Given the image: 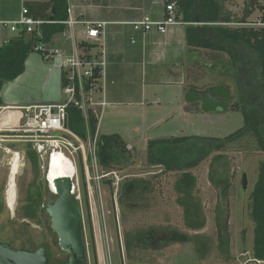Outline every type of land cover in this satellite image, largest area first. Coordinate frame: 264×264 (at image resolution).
I'll use <instances>...</instances> for the list:
<instances>
[{
  "label": "rangeland",
  "instance_id": "374dc122",
  "mask_svg": "<svg viewBox=\"0 0 264 264\" xmlns=\"http://www.w3.org/2000/svg\"><path fill=\"white\" fill-rule=\"evenodd\" d=\"M260 1L264 2V0ZM246 4L247 0H230L228 7L238 16H242ZM258 15L260 13L254 17ZM59 38L62 36L59 35ZM192 58L188 64L190 77L188 83H193L195 80L201 92L224 84L231 89L230 107L237 102L238 97L230 66L213 65L207 60L203 51L195 53ZM130 63L126 61L122 68L126 71L128 80H132V85L137 83V86L132 88H140L142 77ZM153 88L154 86L148 87L149 94L146 101L150 103L155 99ZM170 91L168 95L163 94L161 108L150 106L149 103H144L143 106L111 104L105 112L100 126L101 133L118 134L127 142L135 144L132 151L134 163L110 172L111 176L100 181L99 189L96 183H92V188L89 190L88 181L83 180L81 174L79 176V195L82 198L80 202L84 217L88 263L246 264L250 261L251 264H256L251 262L254 225L250 219L249 206L250 194L257 181L259 163L264 160V154L253 151L250 146L244 150H229L221 154L223 156L221 160H215L218 154H214L200 167L191 171L196 179L194 197L199 203L205 225L199 232L189 230L184 224V207L178 203L179 195L175 190V184L181 173H165L148 167L146 162L148 142L177 136L223 139L243 127L244 117L240 111L230 108L223 113L203 111L187 113L179 109L185 101L178 95V89H170ZM187 95L186 103L189 102ZM174 96L177 98L174 99ZM134 102L136 103L137 100ZM170 102L171 106L168 104ZM189 107L192 108L191 105ZM1 116L0 110V118ZM27 144L25 138L19 137L18 134L9 136L5 132H0V210L2 212L0 239L14 249H20L22 244L29 242L41 247L48 245L54 259L65 261L68 258L59 248L57 236L51 229L50 219L48 217L37 220L25 219L28 193L38 187L42 190L49 188L45 175L48 169L46 158L39 157L38 166L34 167L27 157L25 149ZM18 153L20 169L13 180L15 200L14 206L11 207L9 204V192L12 188L11 165ZM99 172L100 175L107 173L101 167ZM244 174L248 177L247 190L242 188ZM213 176L228 177L231 186L228 198L230 239L225 253L219 247L220 241H217L219 232L215 219L216 215H219L223 221L227 207L220 190L211 183ZM104 181H111L112 185L109 186ZM129 183L133 185L124 187ZM124 195L129 198L128 201L132 199L133 202L121 204L120 200L124 199ZM53 201L44 199L42 206L45 207ZM153 228L172 232L170 242L160 250H151L149 247L134 243V240L130 248L127 247V242L133 239L136 233L147 232ZM244 232L245 241L241 240V234Z\"/></svg>",
  "mask_w": 264,
  "mask_h": 264
},
{
  "label": "trees",
  "instance_id": "16d2710c",
  "mask_svg": "<svg viewBox=\"0 0 264 264\" xmlns=\"http://www.w3.org/2000/svg\"><path fill=\"white\" fill-rule=\"evenodd\" d=\"M230 0H180L177 19L185 24V41L189 51H203L207 60L215 66L228 65L235 83L237 102L230 109L240 111L244 117V125L226 138H208L200 136H177L165 139L150 140L147 145V166L159 169L165 173H181L175 184L179 195L178 203L184 207V221L188 229L199 230L205 225L201 217L199 203L194 197L196 179L192 170L200 167L212 155L218 154L215 160H221L224 152L229 150H244L252 147L253 151L264 154V28L249 26L254 21L251 17L256 11L264 12V6L258 0H247L242 16L228 7ZM29 15L36 20L52 21L44 24L33 34L25 30L17 32L13 38L0 46V107L4 106L1 97L3 87L15 81L26 71V61L39 45L51 46L54 37L65 32L67 26L63 24L69 19V0H48L44 3H26ZM92 50L94 46L81 44ZM99 74L96 72V77ZM228 89L229 86L220 84ZM86 90H90L89 83ZM186 93H195L201 97H213L210 89L201 92L197 84H190ZM232 96V94H231ZM188 111H202L201 103L194 102ZM68 128L87 141L94 139L97 134L98 120L90 111L86 122L85 116L77 106H69ZM99 165L107 173L115 172L118 168L133 165V153L128 149L127 142L118 134H103L98 137ZM26 153L30 164L38 166L39 155L31 144L26 145ZM211 183L220 190L225 200L226 210L229 212L230 181L228 177H212ZM133 183L124 185L129 187ZM25 219L37 220L47 217L43 200H55L56 196L48 187H38L28 193ZM120 203L133 202L123 196ZM136 200V199H134ZM250 219L254 225L253 260L264 262V160L259 163L257 181L250 194ZM0 210V214H1ZM227 215L225 220L217 219L219 232V247L222 252L228 249ZM130 238V237H128ZM131 239V238H130ZM149 247L151 238L149 232L136 233L127 242V247L133 243ZM3 241L0 239V242ZM167 244V243H166ZM164 244V245H166ZM41 246L33 242L22 244L20 249L35 251ZM48 251L51 264H68L53 258L49 246Z\"/></svg>",
  "mask_w": 264,
  "mask_h": 264
},
{
  "label": "crops",
  "instance_id": "0c3cea01",
  "mask_svg": "<svg viewBox=\"0 0 264 264\" xmlns=\"http://www.w3.org/2000/svg\"><path fill=\"white\" fill-rule=\"evenodd\" d=\"M47 1L31 0L29 2ZM258 1L264 6V2ZM24 4H26L24 0H0V46L9 42L15 35L1 22L17 20ZM69 9L72 19L79 22L108 23L105 37L108 68L106 67L105 76L99 84V95L101 94V98L107 102L104 115L111 104H141L139 106H143L149 103L150 106L161 108L162 96L171 93L170 89H178V95L185 101L180 105V110L187 113L198 112L188 111L189 102L186 103L185 100L187 86L196 84L195 80L193 83H188L190 78L188 64L197 53L188 50L185 41V25L172 27L167 34H161L156 29L144 34L136 32L129 24L146 18L156 22L162 21L165 14L163 0H69ZM257 13L260 15L255 18L254 15ZM259 19H264V12L256 11L251 17L252 21ZM74 33L80 44L85 34V27L82 24L75 26ZM70 34L71 31L67 27L65 32L56 35L51 49L70 51L73 48ZM59 35L62 38H59ZM126 61L131 62L132 68L137 69L136 72L142 77L141 86L137 87L138 89L132 88L137 86V83L132 85V80H128L126 71L122 68ZM149 86H154L153 89H155V99L151 103L146 101ZM61 95L58 70H50L40 56L34 54L26 61L25 73L3 87L1 97L4 106L0 107V110L2 114H5L10 110L26 106L58 104L62 98ZM175 98L177 96H174ZM134 100L137 102L135 103ZM168 104L171 106V102ZM99 134L103 135L100 128ZM127 144L133 151L135 144L129 142Z\"/></svg>",
  "mask_w": 264,
  "mask_h": 264
},
{
  "label": "built area",
  "instance_id": "2783aa9c",
  "mask_svg": "<svg viewBox=\"0 0 264 264\" xmlns=\"http://www.w3.org/2000/svg\"><path fill=\"white\" fill-rule=\"evenodd\" d=\"M29 1L31 0H24L25 3ZM179 2L180 0H163L165 14L162 21L156 22L146 18L129 24L136 32L146 34L156 29L161 34H167L172 27L185 25L177 19ZM49 23L54 22L36 20L31 17L26 4L23 5L21 15L17 20L1 22L2 25L9 27L14 34L20 30H25L27 34H33L39 27ZM63 24L71 31L70 40L73 43V48L70 51L50 49L48 46L39 45L31 54L40 56L42 62L50 70H58L62 94L60 102L10 110L20 114V117L17 124L9 125L6 128L5 133L9 136L18 134L19 137L25 138V142L33 146L39 157L46 158L47 164L56 152H61L70 158L76 166V178H71L72 193L80 202L82 198L79 195V176L82 175V172H84L83 180L88 181L89 190L92 188V183H96L97 189H99L100 181L112 175V173L100 175L97 148V140L100 136L99 128L107 107V102L99 95V84L105 76L107 67L105 37L108 23L79 22L72 19L69 9V19ZM79 24L85 27V34L80 44L74 33L75 26ZM249 26L264 28V19L254 21ZM83 43L94 46V48L88 50L86 47H81ZM96 72L99 74L98 77H96ZM88 83L89 91L86 90ZM72 105L82 110L86 122L90 111L95 114L98 120V129L94 139L89 137L85 141L68 128L67 110Z\"/></svg>",
  "mask_w": 264,
  "mask_h": 264
},
{
  "label": "water",
  "instance_id": "95a60500",
  "mask_svg": "<svg viewBox=\"0 0 264 264\" xmlns=\"http://www.w3.org/2000/svg\"><path fill=\"white\" fill-rule=\"evenodd\" d=\"M210 94L213 97L189 93L187 100L190 103H201V110L205 113H223L229 110L232 96L226 87L215 86L210 89ZM82 176L84 177V172ZM104 183L112 185L111 181ZM72 187L70 178L56 180V193L50 190L56 198L47 204L45 214L50 219L51 229L57 236L59 248L64 254L69 255L68 264H89L82 206L73 195ZM242 188L243 190L248 188L246 174L243 175ZM251 262L264 264L257 260ZM0 264H51V262L45 247L32 251L14 249L10 244L0 242Z\"/></svg>",
  "mask_w": 264,
  "mask_h": 264
},
{
  "label": "bare ground",
  "instance_id": "6f19581e",
  "mask_svg": "<svg viewBox=\"0 0 264 264\" xmlns=\"http://www.w3.org/2000/svg\"><path fill=\"white\" fill-rule=\"evenodd\" d=\"M19 117L20 114L14 111H9L8 113L2 114L0 118V132L7 131L6 128H8L9 125L17 124L19 121ZM19 157H20L19 155H16L11 165L12 188L9 192V204L11 207L14 206V200H15V184L13 180L18 175L20 169ZM45 175H46V179L48 177L47 181L48 184L51 186L50 190H52L53 193H56V188H55L56 180L63 178L75 179L76 166L72 162V160H70V158H68L66 155L62 154L61 152H56L53 155L52 160L49 161L48 163V169Z\"/></svg>",
  "mask_w": 264,
  "mask_h": 264
},
{
  "label": "flooded vegetation",
  "instance_id": "af4514ba",
  "mask_svg": "<svg viewBox=\"0 0 264 264\" xmlns=\"http://www.w3.org/2000/svg\"><path fill=\"white\" fill-rule=\"evenodd\" d=\"M216 212H218V209H216ZM225 213H226V215L224 216V220H225V218H226L227 215L229 216V212L225 211ZM220 217L221 216L216 215L215 221H217V219H220L221 220ZM184 224H185V221H184ZM202 229L192 230V231L199 232ZM189 230H191V229H189ZM217 231H218V227H217ZM148 232H149V235H150V238H151V241H150L151 242V245L149 246V248L151 250H160V248H162L163 246H165L164 244L170 242V240H171L170 235L173 234L172 232H168L167 230H157L155 228L149 230ZM241 240L245 241V232L241 234ZM217 241H219V237H217ZM249 263H250V261L247 262L246 264H249Z\"/></svg>",
  "mask_w": 264,
  "mask_h": 264
}]
</instances>
